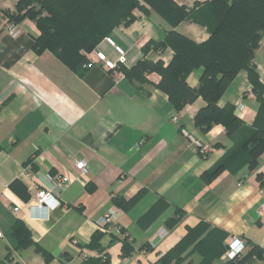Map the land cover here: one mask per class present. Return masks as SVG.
<instances>
[{"label": "crops", "instance_id": "crops-1", "mask_svg": "<svg viewBox=\"0 0 264 264\" xmlns=\"http://www.w3.org/2000/svg\"><path fill=\"white\" fill-rule=\"evenodd\" d=\"M18 1L0 0V264H86L102 256L109 264H176L178 257L181 264H264V183L257 177L264 152L249 169L244 152L230 153L234 141L221 125L204 134L194 126L206 105L201 97L176 111L156 88L158 74H145L139 83L120 70L145 60L166 67L172 50L146 45L161 43L171 30L202 43L206 28L190 19L170 26L140 1L132 23L108 35L125 52L119 71L106 73L98 65L73 71L51 52L34 50L40 32L32 21L16 18ZM172 1L188 12L207 0ZM9 24L19 30L15 38ZM94 49L116 59L104 39ZM253 64L264 86V36ZM202 73L200 67L187 76L190 89L198 87ZM217 106L234 107L252 127L259 104L246 71L236 74ZM181 129L210 147L205 158ZM78 161H85V172ZM219 164L223 170L208 176ZM49 175L68 181L56 194L60 206L30 204L36 191L52 189ZM117 197L137 200L119 209ZM111 208L120 214L110 228L121 235L98 231ZM16 224L32 244L19 248L12 237ZM96 232L101 237L95 242ZM232 238L244 242L233 260L227 257ZM124 241L127 258L121 257Z\"/></svg>", "mask_w": 264, "mask_h": 264}, {"label": "trees", "instance_id": "trees-1", "mask_svg": "<svg viewBox=\"0 0 264 264\" xmlns=\"http://www.w3.org/2000/svg\"><path fill=\"white\" fill-rule=\"evenodd\" d=\"M140 1L170 26L190 19L206 28L209 36L206 41L195 43L171 30L161 43H149L144 48H170L173 53L168 65L163 67L161 62L153 64L145 60L131 70L120 68L125 78L141 83L145 81V74H158L160 81L156 88L167 95L176 111L201 97L206 105L195 115L194 126L204 134L213 125H221L226 137L234 141L230 153L244 152L249 169H254L264 152V86L258 81L253 64L254 54L264 36V0H207L188 12L172 0H19L16 18L32 21L39 30L40 35L33 45L37 53L49 51L68 68L77 71L84 63L80 51H92L115 27L130 25L134 20L132 12L142 9ZM200 67L203 73L198 87L190 89L186 78ZM241 70L248 74L259 104L251 128H246L235 115L234 107L217 106L219 98ZM223 168V164L217 165L208 176L216 177ZM113 200L119 209L125 205L128 209L137 198L128 202L120 197ZM12 237L19 248L32 244L28 231L19 224L13 229ZM100 237L101 233L96 232L91 240L96 242ZM113 242L112 238L110 244ZM127 250L124 241L122 258L129 257L130 250ZM39 251L46 260L50 259V255ZM181 261L178 257L175 263L181 264ZM86 264H109V260L104 256Z\"/></svg>", "mask_w": 264, "mask_h": 264}, {"label": "built area", "instance_id": "built-area-1", "mask_svg": "<svg viewBox=\"0 0 264 264\" xmlns=\"http://www.w3.org/2000/svg\"><path fill=\"white\" fill-rule=\"evenodd\" d=\"M7 32L11 37H16L19 34V30L15 28L14 25L9 24L7 26ZM104 42L110 46L116 56L115 60H111L108 58L103 52L93 49L91 52L81 53L84 57V63L82 64V69H91L94 66H100L101 69L106 73L118 72L120 66L125 64V52L121 47L116 45L113 40L107 36L104 38ZM240 108L242 106H239ZM173 121H176V118H173ZM180 134L186 139L189 146L200 153V155L205 158L207 153L211 151L210 147L198 139H196L192 134L188 133L186 130L181 129ZM143 140H140L137 143V146L143 144ZM77 169L85 172L86 171V163L85 161L76 162ZM258 175H262L263 183H264V166L258 171ZM48 182L51 184V190L41 189L36 191L35 196L31 199L30 204H34L38 207H48L50 209H55L60 206L59 201L56 199V194L59 191L58 189H62L68 183L67 179L63 176L59 175H49L47 176ZM264 208V203L262 204ZM15 211L17 210L14 209ZM120 212L119 209L111 208L97 223L98 231L101 233H106L110 230L115 232L117 235H121L120 231L117 227L110 228L114 222L117 220ZM164 231L159 235L162 237L164 235ZM4 238L2 232L0 231V240ZM244 249V242L239 238H232L227 247V257L229 259H234L240 255L242 250ZM104 258V256H102Z\"/></svg>", "mask_w": 264, "mask_h": 264}, {"label": "rangeland", "instance_id": "rangeland-1", "mask_svg": "<svg viewBox=\"0 0 264 264\" xmlns=\"http://www.w3.org/2000/svg\"><path fill=\"white\" fill-rule=\"evenodd\" d=\"M263 39V38H262ZM262 41V40H261ZM261 43V42H260ZM260 45V44H259Z\"/></svg>", "mask_w": 264, "mask_h": 264}]
</instances>
